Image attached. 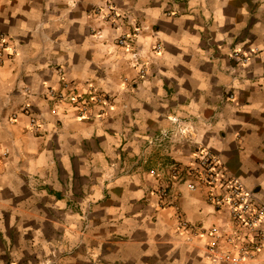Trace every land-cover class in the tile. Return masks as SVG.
Wrapping results in <instances>:
<instances>
[{
    "label": "crops",
    "instance_id": "obj_1",
    "mask_svg": "<svg viewBox=\"0 0 264 264\" xmlns=\"http://www.w3.org/2000/svg\"><path fill=\"white\" fill-rule=\"evenodd\" d=\"M0 30V264H218L227 220L169 170L211 148L264 199V0H0ZM63 80L102 111L49 98Z\"/></svg>",
    "mask_w": 264,
    "mask_h": 264
},
{
    "label": "built area",
    "instance_id": "obj_2",
    "mask_svg": "<svg viewBox=\"0 0 264 264\" xmlns=\"http://www.w3.org/2000/svg\"><path fill=\"white\" fill-rule=\"evenodd\" d=\"M98 10L102 11L101 8ZM114 14L117 13L113 11V6L107 5L102 16L110 20ZM165 14L174 15L175 11L167 9ZM112 22L114 23V21ZM131 34L120 32L116 36V43L120 46H129ZM11 41L10 36L0 30V64L4 63L12 53ZM153 46L158 51L161 45L160 42H155ZM256 51L255 47L242 50L241 47L235 46L228 57L234 64L244 66L249 62L251 54ZM48 94L49 98L56 101L72 104L78 116H84L93 105L99 106L97 113L101 112L105 106L104 94L100 93L91 83L85 91H79L74 85L63 80L58 88L50 86ZM25 109L28 110V107ZM29 115L30 123L36 126V115L32 112ZM180 132L185 133V128L180 129ZM161 135L166 137L167 132L162 130ZM121 166V171L126 172L125 164ZM149 171L154 173L152 169ZM169 176L177 181H186L188 189L203 190L206 199L227 220L225 225H221V228L209 230L210 239L206 246L214 262L243 264L246 256L252 254L261 245L263 239L259 238V235L264 230L262 227L264 224V199L253 190L247 189L239 178L231 175L211 148L201 149L193 164L185 167L172 166ZM166 191L165 186H159L160 197H165ZM184 223L186 224V222Z\"/></svg>",
    "mask_w": 264,
    "mask_h": 264
},
{
    "label": "rangeland",
    "instance_id": "obj_3",
    "mask_svg": "<svg viewBox=\"0 0 264 264\" xmlns=\"http://www.w3.org/2000/svg\"><path fill=\"white\" fill-rule=\"evenodd\" d=\"M97 11H99V10H97ZM100 13H103V11H99ZM94 85V84H93ZM95 86V85H94ZM95 88L100 92V93H102V94H104V91L101 89V88H99V87H97V86H95ZM94 106V105H93ZM98 109H99V106H97V105H95ZM259 238H261V239H263L264 240V230L260 233V235H259ZM263 240H262V242H261V245L257 248V249H255L253 252H252V254H250L249 256H246V258H249V257H253L254 255H256V253L257 252H259L260 251V249L264 246V245H262V243H263ZM208 242V241H207ZM207 244V243H206ZM264 244V243H263ZM207 248V247H206ZM207 250H208V248H207ZM207 254L210 256V251L208 250L207 251Z\"/></svg>",
    "mask_w": 264,
    "mask_h": 264
}]
</instances>
